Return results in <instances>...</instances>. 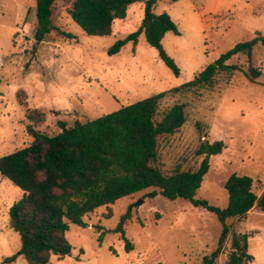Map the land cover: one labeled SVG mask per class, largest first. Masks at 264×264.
<instances>
[{
	"label": "rangeland",
	"instance_id": "rangeland-1",
	"mask_svg": "<svg viewBox=\"0 0 264 264\" xmlns=\"http://www.w3.org/2000/svg\"><path fill=\"white\" fill-rule=\"evenodd\" d=\"M72 1L55 0L51 15L55 29L33 49L36 0H0V157L32 142L28 128L56 134L60 123L70 126L75 120H92L167 92L194 79L238 42L254 38L257 32L264 34V0H157L154 12L168 13L179 30V34L167 32L161 41L179 68L176 76L147 44L144 33L136 44L128 41L118 52L108 51L139 30L145 0L130 4L125 18L116 19L105 36L88 35L72 21ZM227 64L243 71L258 68V83L241 71H223L199 89L167 94L160 109L182 103L185 122L173 134L159 138L156 161L164 174L194 170L203 158L196 154L200 144L223 141L222 151L210 157L195 195L219 208L228 205L224 184L231 174L252 177L258 196L264 190V46L256 44L250 59L240 53ZM153 190L158 191L147 188L96 208L83 217L86 226L69 223L66 238L71 255H53L51 263L204 264L223 229L217 215L183 198L147 196ZM22 195L0 175V264L21 246L7 212ZM128 210L132 216L124 229L130 249L116 231ZM226 224L229 233L214 264H227L232 233L248 235V252L253 256L249 264H264V212L253 207ZM8 264L26 262L17 257Z\"/></svg>",
	"mask_w": 264,
	"mask_h": 264
},
{
	"label": "trees",
	"instance_id": "trees-1",
	"mask_svg": "<svg viewBox=\"0 0 264 264\" xmlns=\"http://www.w3.org/2000/svg\"><path fill=\"white\" fill-rule=\"evenodd\" d=\"M142 0H73L69 10L72 21L86 34L109 35L116 19L125 18L128 6ZM55 0H36V26L33 32L37 43L55 29L52 24V5ZM157 0L144 1V17L139 30L118 40L109 48L116 53L128 41L137 43L144 33L148 45L157 50L158 58L178 76L180 71L174 59L162 46L167 32L179 34L176 23L166 12L156 14ZM60 34L73 38V34L57 29ZM256 44L264 46V34L259 32L250 40L241 41L208 64L194 79L159 94H153L135 103L122 106L111 113L92 120H75L72 125L60 123V132L48 134L28 128L32 142L12 153L0 157V175L22 190V197L8 209L9 227L20 238V249L3 260L12 263L22 257L26 264H52L53 255L64 258L71 255L72 245L66 238L69 223L86 226L83 217L96 208L131 196L147 188L169 200L183 198L193 206L217 215L223 229L216 249L205 256L204 264H214L229 233L226 220L241 218L253 207L264 212V190L258 196L253 191V178L231 174L224 186L228 192V205L219 208L206 200L196 199L209 159L219 154L223 141H203L196 154L202 156L194 170H176L164 174L156 164L158 141L176 132L185 122L184 105L175 103L160 109L161 100L169 93H186L210 84L220 72H243L249 81L258 83V68L250 66L243 71L227 61L238 54L251 58ZM35 119L34 116H29ZM124 213L116 228L127 243L124 225L131 218ZM101 229L100 226H98ZM253 256L248 252V235L232 233L231 250L227 264H249Z\"/></svg>",
	"mask_w": 264,
	"mask_h": 264
},
{
	"label": "water",
	"instance_id": "water-1",
	"mask_svg": "<svg viewBox=\"0 0 264 264\" xmlns=\"http://www.w3.org/2000/svg\"><path fill=\"white\" fill-rule=\"evenodd\" d=\"M140 204V201L136 203V205L138 206Z\"/></svg>",
	"mask_w": 264,
	"mask_h": 264
}]
</instances>
